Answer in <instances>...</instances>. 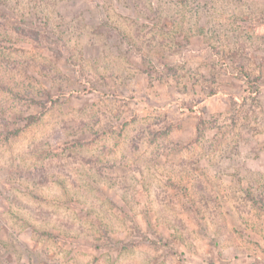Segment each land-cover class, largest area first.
I'll return each mask as SVG.
<instances>
[{"label":"rangeland","instance_id":"rangeland-1","mask_svg":"<svg viewBox=\"0 0 264 264\" xmlns=\"http://www.w3.org/2000/svg\"><path fill=\"white\" fill-rule=\"evenodd\" d=\"M0 264H264V0H0Z\"/></svg>","mask_w":264,"mask_h":264},{"label":"trees","instance_id":"trees-1","mask_svg":"<svg viewBox=\"0 0 264 264\" xmlns=\"http://www.w3.org/2000/svg\"><path fill=\"white\" fill-rule=\"evenodd\" d=\"M30 119H31L32 121H35L37 118H36L35 116H32Z\"/></svg>","mask_w":264,"mask_h":264}]
</instances>
